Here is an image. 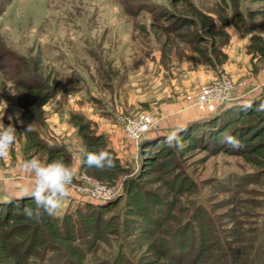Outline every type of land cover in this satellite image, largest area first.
Returning <instances> with one entry per match:
<instances>
[{"label": "rangeland", "instance_id": "rangeland-1", "mask_svg": "<svg viewBox=\"0 0 264 264\" xmlns=\"http://www.w3.org/2000/svg\"><path fill=\"white\" fill-rule=\"evenodd\" d=\"M161 13L171 16L166 20ZM209 28L218 34L214 40ZM201 38L206 42L199 45ZM23 71L37 77L29 82L54 93L33 128L44 144L63 150L78 172L54 216L61 237L53 248L68 254L75 246L65 238L67 218L81 229L77 211L87 204L124 199L104 215L116 219L111 229H100L99 240L89 237L95 244L82 264H164L166 253H157L160 237L134 232L126 222V187L133 181L158 196L162 206H174L163 229L167 241L197 207L206 210L225 252L211 241L197 264H232L233 252L257 251L263 238L264 167L212 146L187 151L189 143H183L182 150L171 148L159 169L141 171L150 155L144 146L154 136L158 140L174 129H187L243 96L264 92V0H0V120L14 123L19 133L8 158L0 160L2 202L33 185L34 177L22 168L25 160H55L29 144L22 106L30 97L17 85L25 78ZM215 88L219 93L209 101L198 99ZM16 114L19 118L9 121ZM82 125L87 129L80 133ZM134 126L138 132L131 130ZM94 135L102 139L95 148L108 150L114 167H85L84 136ZM187 179L190 184L182 189ZM102 197L107 201L99 202ZM18 212L21 220L0 223V264H40L35 229L24 211ZM171 247L166 250H181L177 243ZM69 260L76 264V258Z\"/></svg>", "mask_w": 264, "mask_h": 264}, {"label": "trees", "instance_id": "trees-1", "mask_svg": "<svg viewBox=\"0 0 264 264\" xmlns=\"http://www.w3.org/2000/svg\"><path fill=\"white\" fill-rule=\"evenodd\" d=\"M143 9L147 8L145 7ZM140 11L141 9L139 12ZM161 15L163 19L166 20L171 16L165 13H161ZM207 33L211 35L213 40L218 36L212 28H209ZM205 42V38H201L199 45ZM25 74L26 72L23 71L22 75L25 78L17 82V85L23 88L30 97V99L26 98L24 105L22 106L24 109L23 122L26 126H31V131L26 132L29 144L32 143L34 146H39V148L47 151L49 155H52L54 159L61 158L66 163H69L63 150L59 149L57 146L44 144L40 134H38L32 126L34 121L40 117V114L42 113L41 109L45 106L48 100L51 99L54 93L52 91H46V88L38 81L29 82L30 79L34 80L37 77L26 76ZM261 103H264V92L249 98L240 99V101L232 104L224 110H219V112L210 114L198 121L191 122V125H193L189 128H180L182 130L179 133L181 141L182 143H189L187 151L198 147L209 149V147L212 146L215 152L224 151L226 153L239 154L246 160L251 161L260 167H264V111L258 110V105ZM28 115L30 117L29 119ZM86 129L87 128L84 125L80 126V133H83ZM225 135L236 137L243 146L239 149H233L226 143H222L221 141ZM165 136L161 135V138L158 140H156L158 137L154 136L150 139L147 146H144L143 151L150 155H148L147 162L141 171L142 174H149L150 172L155 171V169H159L161 166V159H169L171 157L173 152L171 151V148L164 143ZM84 137L86 145L88 146L84 165L85 167H88L86 164L87 154L89 152L99 151L95 147L102 144V139L100 136L95 135ZM152 147L157 150L156 153L148 150L152 149ZM113 161L116 163L114 158ZM179 183L180 181L178 180L174 184L171 183V185L172 187H175ZM186 184H190L188 179L185 180L182 189H184ZM136 190H138V192L134 193ZM126 195V222H128L130 228L134 232L139 230V233L143 235H146L147 232H151L160 237L161 243L158 245L157 253L158 255L163 254V252L166 253L165 257L167 259L164 264L200 263L204 259L207 251L211 248V241L218 244L219 247L222 248V251L225 252V243L222 241L223 239L218 236L219 233H217L216 224H208V222L213 221L202 206L197 207L194 212L191 213L188 222L171 230L169 232L171 239L170 241H167V239L162 236L164 235L163 229L165 228V224L173 218L172 209L174 206H171V208H169V206H162L163 201L158 196L146 193L144 190L139 189V184L133 181L127 183ZM142 199H144V201ZM123 200L124 199H121L117 203L108 202L106 205L87 204L83 209L77 211L80 218L78 220L80 221L79 223H81V229L79 230L72 227V218H67V236L65 238L69 239L72 244L76 243L71 250H68V254L67 252H64V249L58 247L53 248L56 247L55 240H57L58 237H61V231L56 225L57 220L54 216L42 213L38 220L30 219V223L35 229L33 235V239L36 242L35 247L42 248L41 254L39 255L41 260L40 264L47 263L49 254L54 255L49 259L50 264H59L61 261L72 264L73 260L69 259L73 258H76V264H82L86 253L95 244L93 240H99L100 229L105 228V230H109L116 222V219L105 220L104 215L107 214L110 209H117ZM25 207L35 208V202L31 199L30 195L10 197L3 202L0 201V223L4 226L8 225L10 221L21 220L22 217H20L21 215L18 214V211H23ZM129 216L136 217L137 219H135V222H132L131 220H128ZM261 230L263 232V238L260 240L258 247H255L257 251L251 254L246 253L244 256H239V254L233 252L232 264H264V225ZM78 231L82 233V236L79 238L82 241L77 243L76 241L78 240L76 239V234ZM45 232L46 234L48 233L47 236ZM49 234L52 235L50 236ZM188 236L190 237L188 238ZM89 237L93 240H89ZM47 238H53V243L50 241L51 239L48 240ZM172 243H177L181 246V250H173L169 252L168 250H172ZM188 244H190V246H188ZM5 248H7V246H5ZM255 248L250 247V249ZM223 252L221 257H225ZM67 256L69 259H67ZM186 256L191 258L189 262L184 261ZM151 264H160V262L157 260L153 261Z\"/></svg>", "mask_w": 264, "mask_h": 264}, {"label": "clouds", "instance_id": "clouds-1", "mask_svg": "<svg viewBox=\"0 0 264 264\" xmlns=\"http://www.w3.org/2000/svg\"><path fill=\"white\" fill-rule=\"evenodd\" d=\"M258 110L264 111V103L258 105ZM19 118V114L9 116V121ZM31 131L28 125L25 132ZM181 129H174L168 132L164 143L172 149L182 150L184 145L180 138ZM18 131L14 123L5 125L0 120V160H6L10 149L18 138ZM222 143H226L233 149H239L242 143L232 135H225ZM88 167L99 170L108 169L114 166L110 152L99 150L89 152L86 158ZM22 168L25 172L34 177V183L29 189V195L35 202V208L25 207L24 214L29 219H39L42 213L49 216L57 215L63 208L64 201L70 196L71 186L78 172L74 165L66 163L63 159L57 158L50 163L42 162L38 157L25 160Z\"/></svg>", "mask_w": 264, "mask_h": 264}, {"label": "built area", "instance_id": "built-area-1", "mask_svg": "<svg viewBox=\"0 0 264 264\" xmlns=\"http://www.w3.org/2000/svg\"><path fill=\"white\" fill-rule=\"evenodd\" d=\"M219 93V89H211L208 93H205V94H202L198 99L199 100H202V101H209L212 97H214L215 95H217ZM142 129V131H143V128H141ZM132 131H139L138 129H137V127L136 126H134L133 127V129H131ZM134 131V132H135ZM105 196V195H104ZM106 198H100L99 199V202H106L107 200H105Z\"/></svg>", "mask_w": 264, "mask_h": 264}, {"label": "crops", "instance_id": "crops-1", "mask_svg": "<svg viewBox=\"0 0 264 264\" xmlns=\"http://www.w3.org/2000/svg\"><path fill=\"white\" fill-rule=\"evenodd\" d=\"M254 95H256V94H251V95H249V96H243V97H241V98L239 97V98H240V99H245V98L252 97V96H254ZM19 195H20V196H22V195H29V192L26 193V192L24 191L23 193H20ZM20 196H17V197H20Z\"/></svg>", "mask_w": 264, "mask_h": 264}]
</instances>
